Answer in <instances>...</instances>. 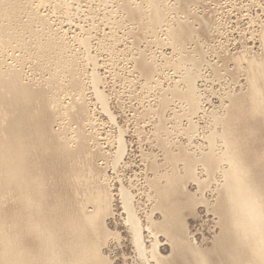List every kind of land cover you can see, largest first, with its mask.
I'll return each mask as SVG.
<instances>
[{
  "label": "rangeland",
  "instance_id": "374dc122",
  "mask_svg": "<svg viewBox=\"0 0 264 264\" xmlns=\"http://www.w3.org/2000/svg\"><path fill=\"white\" fill-rule=\"evenodd\" d=\"M156 1L17 0V3L16 0H0V76L18 75L33 99L26 116L7 109L4 125L10 126L14 121L21 120L23 130L32 135L29 136L31 152L30 159L26 158L27 163L35 162V174L43 177L46 199L51 209L60 204L63 210L69 201L72 206L85 201L82 188H75L74 192L68 189L65 176L72 169V160H68L61 147L66 145L67 150L75 153V157L79 151L83 157L92 156V159L88 157L92 166L87 163L88 159L82 166V184L93 183L92 188L97 185L94 189L101 186L110 199L108 217L103 216L105 219L102 217L99 223L101 231L106 237L109 236L106 240L104 236L101 239L100 253L106 262L104 264H157L155 258L166 259L172 255L170 240L157 228L163 223L164 214L156 207L158 191L151 189L157 181L162 182L160 188L164 189L167 186L165 178L175 176V172L178 174L176 180L182 181L176 196L182 201L194 196L198 203L183 213L188 238L202 249L211 248L220 234L214 206L220 191L216 180L221 184L222 179L220 175L208 177L205 168L201 167H204L203 163L196 161L208 154L214 139L212 132L222 131L221 123L226 121L234 125L236 135L241 137V147L247 143L242 147L245 148L244 152L257 155L264 149V131L260 130L263 135H255L258 124L250 118L251 107L248 108L250 102L247 99L250 93L247 60L262 59L264 54V0ZM10 2L16 4L11 5ZM156 3V7L160 8L159 13L164 12L160 13L164 18H161L160 26L157 24L158 28L150 23H153L151 20L154 16L151 6ZM10 5L17 7L11 9ZM127 6L130 7L127 9ZM131 8L134 15L142 11L140 16L143 17H139V13L136 18L132 16L128 12ZM136 8L141 9L135 12ZM11 10H14L13 17ZM173 28L177 34L184 31L182 35L176 34L177 38L181 36V40L172 35L170 30ZM177 40L182 41L181 44H176ZM140 59L145 63L141 64ZM236 59L240 60L236 62ZM145 64L147 67H144ZM176 65L181 67L177 68ZM142 66L145 70L149 68L143 71ZM187 70L188 74H196L195 97L199 112L193 111L184 98ZM97 91L100 94H96ZM98 95L102 96L105 108L101 101H97ZM227 95H233L231 98L236 102ZM190 110L193 115H190ZM77 136L82 138L77 141ZM260 137H263L261 141ZM247 139H251L248 142L253 148L249 147ZM219 140L217 138L214 142L217 147L213 151L217 153H220L223 144ZM86 143L90 151L84 147ZM218 147L219 151L215 149ZM248 147L252 154L248 152ZM185 156L190 157H187L189 160H196L193 167L197 169L192 167V172L187 169L189 160ZM69 163L71 165L68 167ZM186 174L191 178L197 177L195 182ZM163 176L166 181L162 180ZM207 177L211 178L210 181L206 180ZM200 183L208 185L209 188L205 186L207 191L204 187L201 189ZM77 189L78 197L75 194ZM123 190L129 194V203L143 231L140 251L127 223L128 216L121 196ZM184 193L188 194L187 197H183ZM10 198L9 195L7 199ZM89 206L87 212L92 213L93 205ZM13 216L14 208L6 205L3 218L11 225Z\"/></svg>",
  "mask_w": 264,
  "mask_h": 264
},
{
  "label": "bare ground",
  "instance_id": "6f19581e",
  "mask_svg": "<svg viewBox=\"0 0 264 264\" xmlns=\"http://www.w3.org/2000/svg\"><path fill=\"white\" fill-rule=\"evenodd\" d=\"M16 2H17V0H16ZM18 2H19V0H18ZM156 2H158V0ZM13 3L16 4L15 2H13ZM13 3H11V5ZM154 3H155V0H154ZM158 3L153 4V6H151L152 10L154 8V10H153L154 16L153 15H152L153 17L151 16L153 18V20H151V21H153V23L150 22L151 24H153V26H154V24H156L155 26L157 28H158L157 24L159 26L161 24V18H164V17H161V14H160V13H162L163 10L159 13L160 8L158 7L159 8L158 9L156 7V5ZM8 4H9V2H8ZM20 4H22V3H20ZM150 5H152V4H150ZM18 6H19V4H18ZM12 7L13 6H11V9H12ZM15 7H17V6H15ZM15 7H13V8H15ZM22 7H24V5ZM129 7L127 6L126 8L128 9ZM7 8H5V9H7ZM139 9H141V8H139ZM139 9H137L135 12H138ZM17 10H18V8H17ZM17 10H15V11H17ZM145 10H147V9H145ZM152 10H149V12L150 11L152 12ZM7 11H8V9H7ZM132 11L133 10L131 8L128 12L130 14L132 13V16H133L135 13H134V11L133 12ZM13 12H14V10L12 11L11 16H12ZM141 12H138L139 15H138V13H136V14L139 17H141L140 16ZM4 14L6 15V13H4ZM137 15H134V17L136 18ZM141 15H142V13H141ZM146 16H148L150 18L149 15H146ZM162 16H164V15H162ZM9 18L12 20L11 17H9ZM144 18H147V17H144ZM149 18H147V19H149ZM139 20H140V18H139ZM142 23H143V21H142ZM9 25L11 26V24H9ZM150 26H152V25H150ZM178 28H180V31H181V27L179 26ZM3 31H4V29H2V32ZM8 31H10V30L7 29V32ZM170 31H171L172 35L176 37V39L181 40V38H180L181 36H178V38L176 36V34H177L176 29L173 28V30H170ZM183 32L184 31H182L181 34L180 33H178V34L182 35ZM186 32H190V31H186ZM10 34H11V31H10ZM184 34H186V33H184ZM189 34L191 36V33H189ZM185 37H188L187 34ZM262 37H263L262 38L263 39L262 44H263V48H264V35ZM173 38L174 37H172V39ZM173 40H175V38ZM182 40H183V36H182ZM174 42H176V41H173V43ZM180 42H182V41L178 42V40H177L176 44L180 43ZM142 59H144V58H142ZM142 59H140V61ZM232 59H234V58H232ZM238 60H240V59H238ZM238 60L236 62H238ZM180 61L181 60L179 59V62ZM230 61H231V59H230ZM183 62H185V60ZM232 62H233V60H232ZM247 62H248L247 63V65H248L247 73L249 75V77H247V78L250 82V83L248 82L250 84L249 85L250 90L249 89H247V90H249L250 93L247 94L248 97L247 96L246 97H247V99L249 98L248 100L250 102V106H248V108L251 107V109H249L250 113H251L250 118L252 119V121H254L258 124L257 131L259 132V134H256L257 131L255 130V132H254L255 135H263V134H260L261 133L260 130L264 131V54H263L262 59L261 58L260 59L255 58V59H252L251 61L247 60ZM142 63H143V61H141V64ZM144 63H145V61H144ZM180 63H182V61ZM178 65H179V63H178ZM178 65H176L177 68L181 67ZM183 65H184V63H183ZM211 66L213 67V64ZM144 67H147V65ZM144 67H143V71L145 70ZM148 68H149V66H148ZM148 68H146L145 71H147ZM233 70H236V69H233ZM8 72H10V71H8ZM192 72H193V69H192L191 73ZM191 73L188 74V70H187V73L185 72V74H188V75L186 77H184V80L186 81V84H184V85L187 87L186 94H184V98L186 99L187 103H189L188 105L191 107V109L193 111H196V110L198 111L199 108H198V104L196 102V97H195V94L197 92L195 91L196 81H195L194 76L196 74L194 73L195 75L194 74L192 75ZM235 74H236V72H235ZM239 74H240V71H239ZM230 75H228V76H230ZM235 76H237V74ZM233 82H234V80H233ZM249 86H248V88H249ZM94 91H96V90L94 89ZM1 92H3L2 93L3 95H1ZM95 93L98 94L99 92L97 91ZM177 94L179 96V93H177ZM101 95H98L99 97H96V98L97 99L99 98V100H97V101H99V102L101 101V104H102V102L104 103V101H103V98ZM181 95H182V93H181ZM244 95H246V94H244ZM175 96H176V93H175ZM229 96L227 98H229ZM240 96H239V98H240ZM231 97H233V95L230 96V98ZM224 100H225V98H224ZM232 100H230V101L232 102ZM241 100H242V98H241ZM32 101H33V99L31 98V94L29 93L27 88L21 84L20 77L18 75L12 74L8 77H5L4 75H2V77L0 76V264H104L106 262L103 260V257L101 256V253H100V251H101L100 249L102 248L101 244L103 243L101 239H104L103 238V236H104L105 240H106L107 237H109V236L106 237L103 230L101 231L99 223L102 222L101 221L102 217L103 216L105 217L107 215V213L109 212L108 211V208H109L108 200H110V199H109V197H108L109 195H107L105 189H101V186L97 189H94V187L97 185H94V187L92 188L91 185L93 183L92 184L89 183L90 185L89 184L85 185L84 183L82 184V181H83L82 180V173L84 171L82 166L85 163L86 159H88V157L90 158L91 155L83 157V156H81V153H80L81 151H79V153L75 157L74 156L75 153L73 152L74 153L73 154L72 152H70L69 149H68L69 150L68 151L66 145H63L61 147L62 151H64L66 153L68 160H70V161L72 160L71 161L72 165L70 163L68 164V167H69V165H71L72 171L69 169L70 172H68L67 176H65V182L68 185V189L70 188L73 191L75 188H78V187L82 188L83 189V195L85 196V201L75 203L76 204V205L74 204L75 207H73L74 205L72 206V204L69 201V202H67L68 204H66V206L64 207L63 210H61L62 207L60 204L53 206L51 209L47 203L45 187H44V183L42 181L43 177L42 176L40 177L39 174H37V173L35 174V171L33 170L34 166H36L35 162L30 161V163H27L26 158L28 157L30 159L29 155L31 152V148H30L31 139L29 138V136H32V135L30 133H26L25 130H23L24 126L22 125L21 120L20 121H14L13 124L10 126L4 125V123L6 124L5 118L8 115L7 109L8 110L12 109L13 110L12 113L17 112L23 116H26L29 114V110H30ZM233 102H236V101L233 100ZM228 104H231V103H228ZM234 105L235 104H233V106ZM102 106H103V104H102ZM104 106H105V104H104ZM241 109H243V106L241 107ZM192 110H190V112ZM246 110H247V108H246ZM236 111H238V109ZM196 112H194V113H196ZM247 114H249V113L247 112ZM190 115H193V113ZM213 116H214V113H213ZM222 116H220V118ZM226 116H228V115H226ZM240 116H241V114H240ZM240 116H238V117H240ZM224 117H225V115H224ZM236 118H237V115H236ZM216 119H217V116H216ZM227 119H229V118H227ZM247 119L249 120V118H247ZM208 120H209V118H208ZM213 120H215L214 117H213ZM244 120H246V119H244ZM219 121H221V120H219ZM214 124H215V122H214ZM221 126L223 127V129L219 133L215 132V134H214V132H212L213 133L212 135H214L213 136L214 139L211 141V147L213 149L210 148L211 150L209 152L207 151L208 154H206L204 152L206 155L202 154L203 157L197 161L193 160L194 158L192 160L191 159L189 160L188 158H190L191 155H189L190 157L187 156L188 158L185 156L187 158V160H189L188 164L186 163L187 164L186 167L191 172L193 169H197V168H194L195 166L193 167V165H195V161H196V163H198V164L203 163L202 165H204V167L203 166H201V167L203 169L205 168V170H206L205 173H206V175L207 174L209 175L208 177L214 176L216 178V176L220 175V178L222 179L221 184H219V182H218L219 180L215 179L216 182L218 183L220 191H219V189L216 190V191H219V194L217 195L219 197H218V201L216 202V205L214 206V210H215V212L219 218L218 224L220 226V234L217 236V239L215 241H213L214 243H213L211 248L202 249L199 246H196L194 243H191L190 239L188 238L189 235L186 233L187 227H186L185 220L183 219V213H184V211H186L188 209L194 208V205L196 203V201L193 199L194 196H192L193 198H189V196L187 197L188 194L186 195L184 193L185 195H183V197L184 196L187 197L185 199V201H182L181 199H179L176 196L177 191L180 192V190H178V189L180 186H182V184H181L182 181H178L180 179L176 180V177L178 174L175 172V170H174V172L176 174L175 175L176 177L171 175L173 172H171L170 177H168V174H167L168 178H165L167 180V186L164 189L160 188L161 186H163V184L160 186V184L162 182L157 183L158 181L155 179L157 182L154 181V183L155 182L156 183L153 186L156 189H153L154 187L152 186L153 188L151 190H156V192L158 191L157 194H159V198L158 197L157 198H158L159 202H157L158 205L156 207H157V209L161 210L164 214V215H162L164 217V221L162 220L163 223H161L160 226L157 228H158V231L164 233L167 236V238L170 240L169 242L172 245V255L166 259H164V258H160V259L157 258L156 259L155 258V261L157 264H264V149L262 151L259 150L261 152H257L258 154L255 155V153L251 152V150L249 151V147H251V146H250L248 141L249 140L251 141V139H247V142L249 144L248 152H250V154H252V153L254 154V155L252 154L253 156L249 155L247 152L243 151V149H245V148H242V147H245L247 143L243 144L245 146L241 147V144H240V138L241 137L239 138V136L236 135V132L233 129L234 125L229 124L226 121V122H222ZM236 126H239V125L236 124ZM249 128H251V127H249ZM250 130L252 131V129H249V131ZM80 132H81V130H80ZM250 133L252 134L253 132H250ZM78 135H79V133H78ZM81 135L82 134L80 133V136ZM83 135H84V132H83ZM210 135H211V133H210ZM63 137H65V136H63ZM249 137H250V135H249ZM252 137L253 136L251 135V138ZM81 138L78 137L77 141ZM217 138H218V140L220 138L221 142L223 143V144L221 143L222 144L221 147L219 145V147L221 148L220 153L213 151L214 147H217L216 146L217 143H215L216 145L214 144L215 139H217ZM260 138L259 139L261 141L263 139V137H260ZM244 140H246V139H244ZM252 140L254 141V139H252ZM253 141H252V143H253ZM216 142H217V140H216ZM255 142H258V141H255ZM262 142H260V143H262ZM260 143H257V144H260ZM87 146H88L87 143H86V146L84 144V147H87ZM256 146H258V145H256ZM119 147H120V145H119ZM219 147L215 148V149H218V151H219ZM71 148H72V146H71ZM251 148H253V146ZM263 148H264V145H263ZM88 149L90 151V148H88ZM207 149H209V148H207ZM80 150H81V148H80ZM89 151H87V153ZM91 153L92 152H89V154H91ZM84 154H86V152ZM73 156L75 159L73 158ZM120 157L121 156H119V158ZM186 158H185V160H186ZM91 159H92V156H91ZM91 159L90 160L88 159L87 163L89 161L91 162ZM187 160H186V162H187ZM115 161H117V160H115ZM90 162L88 164H90ZM90 165L92 166V163ZM66 166H67V164H66ZM192 167H193V169H192ZM85 168H88V166L87 167L85 166ZM91 170H92V168H91ZM87 171H90V170H87ZM193 173H194V171H193ZM189 174H186L187 178H191V177H188ZM89 175L92 176V174H89ZM196 176H197V172H196ZM165 177H166V175H165ZM194 177H192L191 180ZM203 177H205V176H203ZM208 177L206 180L210 181L211 178L208 179ZM162 178H161L162 180H165L164 176ZM196 178H194L193 181L196 180ZM90 179L92 180V178H90ZM184 179H186V177ZM206 180H203V181L207 182ZM183 181H185V180H183ZM197 182H198V180H197ZM207 183L210 184L209 182H207ZM200 185H201V183H200ZM45 186H47V185H45ZM183 186L185 187L184 184H183ZM201 186H202V188L200 187L201 189H203V187L205 189V186H207V188H209L207 184L204 186L203 185H201ZM102 188H103V185H102ZM79 189H77L75 192L77 197L79 195L78 194ZM212 189H214V188H212ZM84 190H85V192H84ZM205 191H207V190L205 189ZM215 193L217 194L218 192H215ZM9 195L11 198L8 200L7 197ZM178 195H180V194H178ZM69 196H67V197H69ZM121 196H122L123 202H124V204H123L125 207L124 209L127 212V216H128L129 222H127V223L130 225V229H131V233L133 235L134 242L138 248V251H140L143 247V241H142L143 238H142V233H141L143 231H141V226L139 224V221L136 218V216L134 215V210L132 209V206L129 203V199H130L129 194L123 190ZM153 199H154V197H153ZM204 201L202 200V202H204ZM202 202H200V203H202ZM109 203H110V201H109ZM205 204H207V203H205ZM6 205H10V206H12V208H14V216H13V221H12L11 225L8 224L7 221H5V219L3 218V211H4V207ZM89 205H93V212L91 210L92 213L87 212V209H88V211L90 210ZM196 205H198V203H196ZM107 206H108V208H107ZM157 209H154V210H157ZM210 209H211V207H210ZM61 211H63V212H61ZM60 212L62 215H60ZM104 217H103V220L105 219ZM106 217H108V215ZM22 221H23V227L21 226ZM155 229H153V230H155ZM25 231L27 232L26 233L27 235H25ZM26 239L29 241L28 243H26ZM104 242H106V241H104ZM105 246L106 245H104V247Z\"/></svg>",
  "mask_w": 264,
  "mask_h": 264
}]
</instances>
